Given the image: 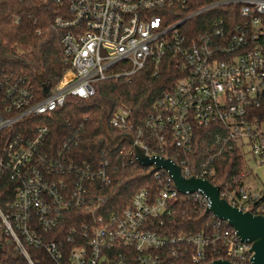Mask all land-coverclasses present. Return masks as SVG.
<instances>
[{
  "label": "built area",
  "instance_id": "built-area-1",
  "mask_svg": "<svg viewBox=\"0 0 264 264\" xmlns=\"http://www.w3.org/2000/svg\"><path fill=\"white\" fill-rule=\"evenodd\" d=\"M52 1L69 12L54 21V27L65 31L61 43L67 66L59 83L41 94L22 75H0V181L17 183L15 197L4 192L5 201L0 202L2 249L12 246L28 264H169L165 249L185 238L162 236L151 228L172 211L180 193L169 173L164 170L168 179L159 195L141 189L125 209L107 215L103 207L108 195L95 183H110L108 161L92 167L68 158L66 152L44 150L49 127L28 119L57 110L69 96L90 98L95 82L133 74L148 60L159 64L171 54L183 70L174 89L153 106L142 126L129 131V110L124 107L113 113L111 126L118 134H131L150 156L165 157L160 154L165 142L190 151L197 126L209 130L219 125L245 154L247 146L257 164L263 163L264 121L254 111H264V0H222L169 24L157 11L177 5L187 10V0ZM230 3L241 4L237 20L229 14L205 18L200 21L205 30L190 34L185 25L189 19ZM118 62H123V73L109 72ZM145 129L159 138L156 147L147 149L142 143ZM70 140L66 150L77 142ZM122 140L130 144L129 154L138 163L134 146ZM176 164L186 178L214 174L204 164L195 170L187 159ZM193 194L209 206L207 197ZM227 195L233 205L253 212L252 201L260 197L244 188ZM254 213L264 214V203ZM63 222L68 225L61 226ZM222 222L217 231L186 237L195 245L193 263L205 264L207 252L219 240L226 254L221 259L252 264L251 245ZM52 231L54 236H49ZM31 248L43 250L47 258L37 259Z\"/></svg>",
  "mask_w": 264,
  "mask_h": 264
},
{
  "label": "trees",
  "instance_id": "trees-1",
  "mask_svg": "<svg viewBox=\"0 0 264 264\" xmlns=\"http://www.w3.org/2000/svg\"><path fill=\"white\" fill-rule=\"evenodd\" d=\"M219 1L222 0H187V10L177 5L161 8L157 12L163 13L166 23L169 24L191 11ZM240 8L241 4L238 3L219 5L192 17L185 25L190 28V34L195 36L205 30L200 23L202 19L226 18L229 14L237 20ZM58 16L68 17L69 12L64 4L60 5L52 0H0V75H22L41 94L59 83L67 65L61 43L65 31L54 27ZM108 71L113 74L123 73V62L112 65ZM40 76L44 78V83L40 82ZM182 76L181 64L168 54L159 64L148 60L143 68L133 74L113 76L95 82V94L90 98L69 96L57 110L36 118L30 117L28 120L49 127L44 150L53 153L66 152L68 158L76 162H88L92 167L98 166L103 160L108 161L110 183L95 184L108 195L103 207L104 213H118L131 203L133 196L141 189L149 190L154 197L159 195L168 174L164 170L150 174V168L137 163L133 155L129 154L131 146L126 140L110 149L108 136L115 137L119 133L118 129L111 126L110 119L118 108L124 107L129 110V131H133L136 126H142L153 106L174 89ZM254 114L264 121V111L256 109ZM72 138L73 141L76 138L77 142L69 144V149L66 150L64 144ZM141 141L150 149L152 146L156 147L159 138L145 129ZM164 146L165 150L160 154L177 163L187 159L195 170L202 164L213 169L214 174L205 177L214 185L220 186L221 195L231 203L234 201L227 194H239L244 188L245 177L251 171L246 154L229 138L227 129L219 125L209 130L197 126L194 147L190 151L177 147L171 140L167 144L165 142ZM122 148L125 151L121 153ZM16 189V182L10 179L1 180L0 202L5 201L2 197L4 192L13 199ZM252 203L256 204V212L264 203V192H260L259 200ZM173 205L171 212L163 213L152 223V231L169 238H185L171 242L165 249L169 264H194L192 254L195 245L187 242L186 237L217 231L219 220L212 213H206V203L196 194L178 193ZM67 225V222H63L61 226ZM222 225L233 229L224 221ZM53 234L54 231L49 236H54ZM31 252L37 259L44 261L47 258L43 250L31 248ZM207 253L205 264L226 257L219 240ZM0 262L28 264L12 246L6 245L0 250Z\"/></svg>",
  "mask_w": 264,
  "mask_h": 264
},
{
  "label": "water",
  "instance_id": "water-1",
  "mask_svg": "<svg viewBox=\"0 0 264 264\" xmlns=\"http://www.w3.org/2000/svg\"><path fill=\"white\" fill-rule=\"evenodd\" d=\"M41 83L45 80L39 77ZM127 139L135 150V157L139 164L152 167L150 174L161 169L166 170L174 181L176 187L182 194L200 193L209 200L206 213H212L217 219L227 222L233 227L242 242L251 245L254 253L252 264H264V214H255L251 209L244 210L230 203L221 196V187L214 185L208 179L195 175L186 178L181 173L180 167L170 158L162 156H150L144 147L135 143L131 134H117L115 137L108 136V147L114 149L122 139ZM2 244L0 243V250ZM210 264H232L231 262L218 259Z\"/></svg>",
  "mask_w": 264,
  "mask_h": 264
},
{
  "label": "crops",
  "instance_id": "crops-1",
  "mask_svg": "<svg viewBox=\"0 0 264 264\" xmlns=\"http://www.w3.org/2000/svg\"><path fill=\"white\" fill-rule=\"evenodd\" d=\"M251 167V171L246 178H250V184L245 183L244 180V189L247 190L246 187H249L247 191L249 192H264V162L261 164H256L254 167ZM252 174V175H251ZM246 185V186H245Z\"/></svg>",
  "mask_w": 264,
  "mask_h": 264
},
{
  "label": "rangeland",
  "instance_id": "rangeland-1",
  "mask_svg": "<svg viewBox=\"0 0 264 264\" xmlns=\"http://www.w3.org/2000/svg\"><path fill=\"white\" fill-rule=\"evenodd\" d=\"M245 152H246V155H247V158H248V161L250 162V166H252V167H254L256 164H257V162H256V160L254 159V157H253V154L249 151V148L246 146L245 147ZM249 175V174H248ZM247 175V176H248ZM252 175V174H251ZM246 176V177H247ZM245 177V178H246ZM247 180H245V183H248V185L250 184V178L248 177V178H246ZM246 186V185H245ZM247 188V190H248V188L249 187H246Z\"/></svg>",
  "mask_w": 264,
  "mask_h": 264
}]
</instances>
